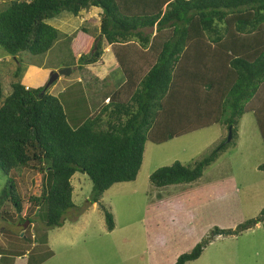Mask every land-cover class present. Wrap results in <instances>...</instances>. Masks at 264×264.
Masks as SVG:
<instances>
[{"label":"trees","instance_id":"trees-1","mask_svg":"<svg viewBox=\"0 0 264 264\" xmlns=\"http://www.w3.org/2000/svg\"><path fill=\"white\" fill-rule=\"evenodd\" d=\"M91 8L100 11V36L78 62L96 64L105 42L124 80L103 93L101 103L92 100L93 114L78 128L70 126L64 104L49 88L14 81L4 86L0 74V169L7 176L26 168L37 172L29 203L45 210L48 229L63 227L75 208L71 180L81 173L93 184L88 203L100 206L113 231L102 197L115 184L137 179L148 141L160 145L223 124L232 128L233 143L248 113L264 140V0H13L0 11V48L12 56L46 54L62 36L48 21ZM149 51L153 63L143 70ZM231 143L224 140L192 165L158 169L150 182L156 188L196 182ZM258 169L264 172V164ZM14 182L3 189L0 206L21 214L24 201ZM261 220L216 234L239 235ZM209 242L174 264L198 260Z\"/></svg>","mask_w":264,"mask_h":264},{"label":"rangeland","instance_id":"rangeland-1","mask_svg":"<svg viewBox=\"0 0 264 264\" xmlns=\"http://www.w3.org/2000/svg\"><path fill=\"white\" fill-rule=\"evenodd\" d=\"M9 1L13 0H0V11ZM99 14L91 8L78 17L64 12L49 20L62 36L46 54L12 56L0 48L3 85L14 81L47 87L55 74L69 69V75L60 76L48 92L64 104L70 126L78 128L93 114L92 84L100 90L101 103V95L124 80L114 51L105 42L103 55L92 68L78 62L100 36ZM71 43L78 59L72 57ZM122 48L134 57L128 46L120 48L125 53ZM145 55L149 61L141 67L148 70L154 52ZM228 137L229 129L216 124L160 145L148 141L137 179L115 184L102 197L101 204L115 223L113 231L107 229L100 206L88 203L93 184L87 175L76 173L71 180L75 208L63 227L48 229L45 210H35L29 203L37 172L26 168L7 176L0 169V196L14 180L24 201L21 214L0 206V264H174L205 240L210 242L201 257L188 264H264V172L258 169L264 164V140L253 114L242 117L237 138L200 180L167 188L150 182L156 170L176 162L192 165ZM258 217L262 220L256 227L239 235L216 234V229L235 230Z\"/></svg>","mask_w":264,"mask_h":264},{"label":"water","instance_id":"water-1","mask_svg":"<svg viewBox=\"0 0 264 264\" xmlns=\"http://www.w3.org/2000/svg\"><path fill=\"white\" fill-rule=\"evenodd\" d=\"M69 75V69H65V70H61L59 71L57 74H55L51 80H50V83L47 87H45V91L49 88V86L54 83L60 76H67ZM232 141V128H229V137H228V140H227V143H230ZM23 228L25 229L26 226L24 225Z\"/></svg>","mask_w":264,"mask_h":264},{"label":"crops","instance_id":"crops-1","mask_svg":"<svg viewBox=\"0 0 264 264\" xmlns=\"http://www.w3.org/2000/svg\"><path fill=\"white\" fill-rule=\"evenodd\" d=\"M93 9H95V8H93ZM111 47V46H110ZM75 57L76 58H78V56L77 55H75ZM117 62V61H116ZM118 63V62H117ZM117 63H115V65L116 66H118V64ZM89 68H92V65H89V66H87V68L86 69H89ZM119 68V67H118ZM85 69V70H86ZM100 80V79H99ZM101 81V80H100ZM104 81V80H103ZM92 84V83H91ZM92 96H91V100H93L94 101V103H95V101L97 102V97L99 96V89H96V88H94L93 87V84H92ZM103 95V94H102ZM102 95H101V97H102ZM103 99V98H102Z\"/></svg>","mask_w":264,"mask_h":264}]
</instances>
